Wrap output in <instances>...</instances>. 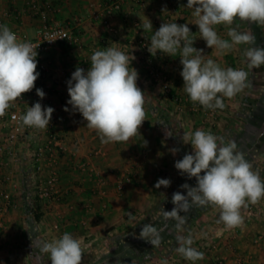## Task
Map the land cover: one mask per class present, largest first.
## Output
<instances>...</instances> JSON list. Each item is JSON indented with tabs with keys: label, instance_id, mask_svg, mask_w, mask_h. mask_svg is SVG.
<instances>
[{
	"label": "crops",
	"instance_id": "crops-1",
	"mask_svg": "<svg viewBox=\"0 0 264 264\" xmlns=\"http://www.w3.org/2000/svg\"><path fill=\"white\" fill-rule=\"evenodd\" d=\"M42 1L51 4L47 9L50 22L68 25L78 38L60 42L46 53L60 80L51 98L55 109L52 116L63 146L58 192L43 200L35 194L37 173L32 169V156L45 138V130L27 127V133L15 143L14 153H0V192L10 196L9 208L1 214L0 264H50L49 255L41 253L39 246L65 232L81 241L82 264H161L164 259L168 264H193L175 251L178 242L173 244L161 234V243L147 259L134 258L126 240H139V225L145 220L151 225L161 223L163 207L169 205L172 209L173 193L184 190L180 185L195 186V178L189 180L174 167L177 160L192 151L190 144L183 143V133L203 129L224 137L226 142L235 141L237 150L263 179L264 66L250 70V86L231 99L224 98V109H205L191 102L183 90L179 52L173 57L160 52L152 56L147 47L136 43L139 36H144L148 46L161 23L169 17L179 18L180 24L188 23L197 38L193 46L203 49L206 59H213L222 68L247 70L243 56L246 46H234L225 54L208 48L198 38V26L192 24L193 10L184 7L187 0H118L120 9L111 11L108 8L113 0ZM26 2L0 0V18L11 30L33 36L41 19L28 10ZM147 19L152 22L153 32L142 29ZM236 24L240 31L255 32L254 24L239 20ZM256 28L264 38V26ZM216 29L221 38L230 39L227 27ZM108 46L127 54L130 61L135 57L131 66L138 71L137 83L146 97L147 115L140 134L126 143H102L81 114L72 112L67 104L71 74L76 67L87 71L93 52ZM32 92L26 93L19 106L22 114L33 105ZM64 107L70 111H64ZM5 133L0 129V143ZM174 147L179 149L175 155L170 152ZM125 173L133 175L132 181L118 191L116 181ZM159 178L170 179L171 185L156 189ZM34 201L42 213L37 222L27 212ZM248 206L241 209L243 226L233 229L217 222L218 208L195 206L200 209L197 215L187 217L182 230L173 234L191 235L192 247L204 253V259L195 264H264V239H256L264 230V198L251 205L254 212H249Z\"/></svg>",
	"mask_w": 264,
	"mask_h": 264
},
{
	"label": "clouds",
	"instance_id": "clouds-1",
	"mask_svg": "<svg viewBox=\"0 0 264 264\" xmlns=\"http://www.w3.org/2000/svg\"><path fill=\"white\" fill-rule=\"evenodd\" d=\"M184 7L193 10L195 19L192 24L198 26V38L203 39L208 48L226 54L234 46H246L243 56L247 70L222 68L213 59H206L203 49L193 46L197 38L188 23H161L150 36L148 51L152 56L160 52L171 57L179 52L183 90L190 101L205 109L222 110L225 108L224 98L231 99L250 86V70L264 66V47L256 46L253 32L240 31L239 24H236L239 20L264 26V0H187ZM220 25L227 27L230 39L220 37L216 29ZM142 29L153 32L152 22L147 19ZM38 47L19 39L7 24H0V117L5 116L23 94L35 88L40 75L37 71ZM131 61L127 54L115 47L95 50L90 57V68L85 71L76 67L67 81L70 97L67 104L71 105V111L81 114L87 127L95 130L104 144L128 142L140 134L146 120L145 92L138 86L139 74L131 66ZM36 94L41 99L46 95L39 88H36ZM63 110L70 111L68 107ZM54 111L51 106L44 107L36 102L19 119L24 126L44 130L48 128ZM182 141L190 144L192 151L177 160L174 167L189 180L195 178L196 184L180 185L186 195L174 192L171 199L174 207L171 211L163 210V217L175 220L176 228L182 230L187 216L180 215L181 212L187 213L193 206H212L220 210L218 223L222 222L228 229L242 227L241 209L264 198V179L259 171L254 170L245 155L237 150L235 141L226 142L224 137L211 131L197 129L183 133ZM170 152L175 155L179 149L174 147ZM170 185V179L159 178L154 187L159 189ZM140 238L153 247H158L161 242L152 225L142 227ZM175 238L179 245L175 251L185 260L195 264L204 259V253L192 247L191 235L177 234ZM39 247L41 253L49 255L50 264H82L81 241L67 232ZM145 258H148L147 254ZM161 264H168V261L164 259Z\"/></svg>",
	"mask_w": 264,
	"mask_h": 264
},
{
	"label": "built area",
	"instance_id": "built-area-1",
	"mask_svg": "<svg viewBox=\"0 0 264 264\" xmlns=\"http://www.w3.org/2000/svg\"><path fill=\"white\" fill-rule=\"evenodd\" d=\"M28 10L33 15H38L41 19V24L35 31L33 36H29L25 31L12 30L16 33L19 39L39 45L37 48L38 67L37 71L40 73L35 88L32 92L33 104L40 102L44 107H52V94L58 87L60 80L58 75L53 71L50 61L46 58L47 51L58 44L59 42L77 41V37L73 34L68 25L57 22H50L48 19L47 9L51 6L50 3L42 0H27ZM120 9V2L113 0L109 4L108 10ZM168 23L176 22L180 24L179 18H167ZM0 24L3 20L0 18ZM106 27L111 29L110 24L106 23ZM137 27V24H136ZM49 40V41H48ZM54 40V41H52ZM42 42V43H41ZM138 46L142 48L147 47V40L144 36H139L136 39ZM36 88L42 89L45 92V97L41 99L36 94ZM26 93L23 94L22 99H18L12 104V107L7 111L6 115L0 117V129L6 131L2 142L0 143V153H14V146L17 140L27 133V126H24L19 119L23 115L19 109L20 104L25 100ZM16 119H13V117ZM45 130V138L36 146L32 156V169L37 173L35 183V194L38 199H50L57 194L58 189V165L61 154L63 153L62 139L56 129L55 118L52 116L50 124ZM133 175L125 173L120 175L116 181V189L121 191L125 186L132 181ZM8 179V178H7ZM264 179V177H263ZM10 205V196L5 192H0V229H1V214H3ZM249 212H254L256 209L251 205L248 206ZM257 240L264 239V230L257 235ZM221 263V262H220Z\"/></svg>",
	"mask_w": 264,
	"mask_h": 264
},
{
	"label": "trees",
	"instance_id": "trees-1",
	"mask_svg": "<svg viewBox=\"0 0 264 264\" xmlns=\"http://www.w3.org/2000/svg\"><path fill=\"white\" fill-rule=\"evenodd\" d=\"M253 24L255 26V28H253V31L255 30L254 34L256 36V46L264 47V38L261 35V32L257 31L256 24L255 23H253ZM181 193L186 195V190L184 189ZM162 210L171 211L172 209H170L169 205H166L165 207H163ZM192 210L193 211H190L187 213L181 212L180 215H186L188 217V219H190L194 215H197L196 213H198L200 211V209L195 208V206L193 207ZM27 212H28V214L32 215L34 222L39 221L41 214H42L40 211V207L37 205V201L32 202V206L29 209H27ZM160 221H161V223H154V224H152V226L155 227L156 229L160 228L159 234H161L162 236H166L167 239H172L173 244H176L177 243V240L175 238L176 235H174L173 233L177 230V228H176L177 222L173 219H166L165 220L163 217V211H162ZM144 225H151V224H149L145 220L141 223V225H139V229H138L139 237H140V232L142 230V227ZM126 241H128V251L130 253H132V256L136 259H141L143 257H146V254H147V256H150L153 254V250L156 249V247H153L150 244V242H148L142 238H139V240H135L134 237H131L129 240H126ZM132 243H136L137 246L136 245L133 246Z\"/></svg>",
	"mask_w": 264,
	"mask_h": 264
}]
</instances>
